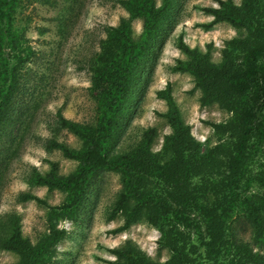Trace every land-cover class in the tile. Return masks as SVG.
Returning <instances> with one entry per match:
<instances>
[{"label": "rangeland", "instance_id": "374dc122", "mask_svg": "<svg viewBox=\"0 0 264 264\" xmlns=\"http://www.w3.org/2000/svg\"><path fill=\"white\" fill-rule=\"evenodd\" d=\"M161 1L154 0L156 5ZM232 1L238 4L241 0ZM205 6H218V0L169 1L134 68L108 150L119 153L135 148L147 127L155 128L151 148L162 150L164 135L170 127L162 116L166 104L156 97V90L170 82L180 116L196 141L193 165L197 166V173L191 180L193 184L200 182V176L208 173L210 177L204 182L223 192L228 181L230 150L226 141L239 140L238 132L215 126L228 119L229 111L216 100L202 105V91L195 86L193 75L175 68L177 61L186 57L178 41L208 51L211 61L218 63L226 42L246 33L224 21L205 27L202 23L213 17L201 9ZM122 18L129 19L133 37L139 38L143 19L130 15L121 0L34 1L19 15L20 22L26 25L25 36L33 53L20 69L16 92L0 129V239L8 235L11 221L17 219L21 234L31 242L52 227L64 230L62 238L50 248L46 264H108L113 258L110 249L125 240L135 243L155 261L199 264L204 256L200 239L205 238L206 230L194 211L186 210L200 223V235L191 225L168 226L170 229L163 231L148 223L143 215L128 228L112 232L125 216L124 210L110 216L121 190L115 171L103 170L90 181L79 209L70 218L49 206L62 203L65 192L31 181L36 172L46 171L52 161L57 163L60 174L74 169L75 160L56 148H47L45 143L55 138L72 147L81 146L80 139L58 126L55 112L60 107L65 117L82 123L95 122L99 100L97 85L93 83L92 59L107 44L109 27ZM231 55L235 62L243 57L236 48L231 49ZM262 172L259 165L251 164L246 175L250 173L253 178ZM257 183L259 179L245 191L256 190ZM26 191L45 199L46 204L20 200L19 194ZM234 230L237 237L264 254V241L255 236L245 217L236 221ZM167 241L173 242L176 249H170ZM18 258L17 253L0 247V264H16Z\"/></svg>", "mask_w": 264, "mask_h": 264}, {"label": "trees", "instance_id": "16d2710c", "mask_svg": "<svg viewBox=\"0 0 264 264\" xmlns=\"http://www.w3.org/2000/svg\"><path fill=\"white\" fill-rule=\"evenodd\" d=\"M34 1L49 0H0V129L7 108L16 92L20 69L33 53L28 43L19 15ZM170 0L156 5L154 0H121L130 15L141 16L143 29L139 38L131 33L129 19L122 18L107 30V44L92 59L93 83L98 88L97 116L94 123H82L65 117L61 108L55 112L57 124L80 139V147H72L63 140L50 138L47 148L60 150L63 156L76 161L72 171L58 173L57 163L31 181L47 189L65 192L62 203L49 205L63 217H73L81 205L90 181L101 171L111 170L119 174L121 190L115 199L111 217L124 210V220L112 232L128 228L140 215L147 222L170 229L178 225L193 227L201 233L200 223L194 221L186 210L194 211L205 224L206 236L201 246L204 256L199 264H264V254L252 249L239 237L235 223L245 217L255 236L264 241V172L251 178L248 166L257 164L264 169V8L262 0H218V6L201 9L211 14L205 27L224 21L246 35L235 36L222 49V60L211 61L208 51L190 47L182 40L179 49L186 56L179 59L175 68L193 75L195 86L202 91V105L216 100L230 115L224 123H216L221 129H236L239 140L226 141L229 150L227 185L217 192L204 181L210 175H201V181L193 184L197 173L193 165L196 141L190 127L179 112L172 94L171 84L156 90V97L164 100L162 113L170 132L164 135L162 150L151 148L155 128L147 127L137 146L131 150L109 153L108 147L117 118L126 97L136 64L144 54L148 42L156 31ZM240 49L242 60L235 62L231 49ZM259 179L254 191H245ZM217 196H215V193ZM20 200L33 199L46 204L32 192L19 194ZM241 214V215H240ZM166 228V229H165ZM163 230V231H164ZM64 230L52 227L36 242H31L20 231L17 219L9 226V233L0 239V247L12 250L19 258L16 264H46L52 248L63 236ZM170 249L175 250L173 242ZM113 255L108 264H166L151 259L147 253L130 240L110 249Z\"/></svg>", "mask_w": 264, "mask_h": 264}]
</instances>
